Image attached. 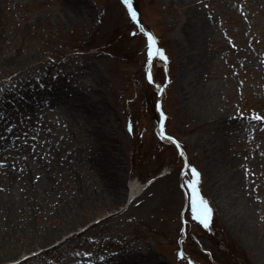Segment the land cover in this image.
I'll return each instance as SVG.
<instances>
[{"label":"rangeland","instance_id":"374dc122","mask_svg":"<svg viewBox=\"0 0 264 264\" xmlns=\"http://www.w3.org/2000/svg\"><path fill=\"white\" fill-rule=\"evenodd\" d=\"M133 8L136 21L121 0H0V188L26 165L39 178L37 156L55 170L50 188L23 201L30 229L6 241L0 264H117L134 253L165 264H264V121L252 118L264 116V0ZM198 13L213 21L199 77L186 67ZM141 26L167 57L150 69ZM195 82L205 91L200 112ZM162 116L183 157L160 139ZM185 162L200 172L207 228L191 214ZM131 179L144 186L126 202Z\"/></svg>","mask_w":264,"mask_h":264},{"label":"bare ground","instance_id":"6f19581e","mask_svg":"<svg viewBox=\"0 0 264 264\" xmlns=\"http://www.w3.org/2000/svg\"><path fill=\"white\" fill-rule=\"evenodd\" d=\"M71 7H76L78 5V0H69ZM195 19L189 24V29L187 33L188 49L186 53L187 57V66H190L194 71L196 76H200L205 68L206 58L203 53V45L206 42L207 35L213 29V21L210 17H206L204 14L198 13L195 14ZM184 53V52H183ZM185 63V64H186ZM67 101L70 106L74 102V99L71 95H68ZM205 96L204 87L194 84L192 90V102L194 108L200 112L202 108V99ZM86 111L92 112L87 108ZM7 112V111H5ZM160 129H158V132ZM37 156V154H36ZM215 161L220 163V159L215 157ZM35 165L38 166L41 170L39 178L35 177L32 169L29 165H26L24 169L20 170V178L17 175L12 174L11 172L7 173L5 178V185L0 188V249H5L6 241L11 239V237L19 234L20 232L27 231L30 229L28 223L29 209L27 208L31 202V194L38 193L40 190L50 188L52 181L54 180V167L52 163L46 162L40 156L35 157ZM40 180H43L42 184ZM235 180L228 181V187L233 188L235 186ZM143 183H140L136 179H131L126 182V195L124 200H131L134 198L142 189ZM23 201H26V206ZM241 222V221H240ZM241 228H244L245 231L251 230V225L249 222H241L238 224ZM135 254V253H134ZM134 254H119L116 256L118 259L117 264H138L140 260L147 259L149 264H165L164 262L158 259H150L151 256L149 253L146 255H134Z\"/></svg>","mask_w":264,"mask_h":264},{"label":"snow or ice","instance_id":"6c2138e0","mask_svg":"<svg viewBox=\"0 0 264 264\" xmlns=\"http://www.w3.org/2000/svg\"><path fill=\"white\" fill-rule=\"evenodd\" d=\"M122 4L126 6L129 16L133 21L137 20V12L133 8V0H121ZM140 31L144 34L146 37V63L150 69L151 62L154 57H164L163 49L157 46V38L156 36L150 32L146 31L143 26H141ZM164 59H167V57H164ZM147 79L151 81L153 79L152 72L149 70L147 73ZM240 116L243 117L244 113H240ZM253 119H256L258 121H264V116L254 114ZM160 139H168L172 140L177 149L180 151L181 157L185 155V153L182 150V147L180 145V142L176 140L175 137L168 135L165 132L164 128V121L163 116L161 117V123H160V131L158 133ZM3 161L0 160V164H2ZM185 168L189 169L188 171H184L183 174L188 177L186 179V182L182 187H186L188 189L187 197L189 201V205L191 208V214L193 218L196 221H199L205 228L209 226V220L212 214V209L209 205L208 200L201 194V190L199 187L200 184V172L197 170L196 167L188 165L187 162H185ZM183 231V229H181ZM35 255V254H33ZM85 255H91V253H85ZM180 256H183V252L179 253Z\"/></svg>","mask_w":264,"mask_h":264},{"label":"trees","instance_id":"16d2710c","mask_svg":"<svg viewBox=\"0 0 264 264\" xmlns=\"http://www.w3.org/2000/svg\"><path fill=\"white\" fill-rule=\"evenodd\" d=\"M184 176L182 175V178H183ZM226 250H227V253L228 254H230L231 255V257H235V258H239L240 256L238 255V253L234 250V249H231V248H229V247H226ZM241 258V263H243V264H246V260H243V258L242 257H240Z\"/></svg>","mask_w":264,"mask_h":264}]
</instances>
